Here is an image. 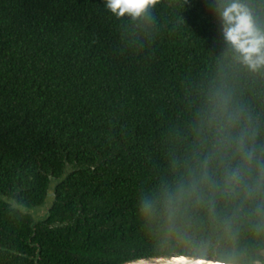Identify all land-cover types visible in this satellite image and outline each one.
I'll use <instances>...</instances> for the list:
<instances>
[{
  "label": "trees",
  "instance_id": "1",
  "mask_svg": "<svg viewBox=\"0 0 264 264\" xmlns=\"http://www.w3.org/2000/svg\"><path fill=\"white\" fill-rule=\"evenodd\" d=\"M209 4L157 0L126 31L102 0H0V264L152 257L135 200L163 128L213 86L264 115V72L227 58Z\"/></svg>",
  "mask_w": 264,
  "mask_h": 264
},
{
  "label": "clouds",
  "instance_id": "2",
  "mask_svg": "<svg viewBox=\"0 0 264 264\" xmlns=\"http://www.w3.org/2000/svg\"><path fill=\"white\" fill-rule=\"evenodd\" d=\"M156 2L102 0L126 31L149 21ZM209 6L227 58L264 72V24L246 0ZM146 160L135 214L152 230V264H264V115L210 87L163 128Z\"/></svg>",
  "mask_w": 264,
  "mask_h": 264
},
{
  "label": "rangeland",
  "instance_id": "3",
  "mask_svg": "<svg viewBox=\"0 0 264 264\" xmlns=\"http://www.w3.org/2000/svg\"><path fill=\"white\" fill-rule=\"evenodd\" d=\"M48 205H49V199L48 201H46L44 206H42L41 208L35 209V210H29L28 214L32 217L33 221L35 222L40 221L45 215L46 208Z\"/></svg>",
  "mask_w": 264,
  "mask_h": 264
},
{
  "label": "water",
  "instance_id": "4",
  "mask_svg": "<svg viewBox=\"0 0 264 264\" xmlns=\"http://www.w3.org/2000/svg\"><path fill=\"white\" fill-rule=\"evenodd\" d=\"M121 264H152V259L151 257H145V258H138V259H133Z\"/></svg>",
  "mask_w": 264,
  "mask_h": 264
}]
</instances>
